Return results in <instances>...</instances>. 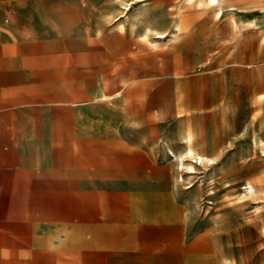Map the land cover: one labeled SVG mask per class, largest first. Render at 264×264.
I'll list each match as a JSON object with an SVG mask.
<instances>
[{"label": "rangeland", "instance_id": "obj_1", "mask_svg": "<svg viewBox=\"0 0 264 264\" xmlns=\"http://www.w3.org/2000/svg\"><path fill=\"white\" fill-rule=\"evenodd\" d=\"M88 18L90 29L58 38L56 55L26 71L23 116L39 122L24 127L39 135L26 145L39 144L48 165L55 140L81 135L110 165L121 135L135 150L120 160L173 188L185 241L201 246L206 264H264V0H120ZM92 35L121 57H81L97 48L83 43ZM125 118L135 120L120 125ZM48 198L31 191L26 206Z\"/></svg>", "mask_w": 264, "mask_h": 264}, {"label": "crops", "instance_id": "obj_2", "mask_svg": "<svg viewBox=\"0 0 264 264\" xmlns=\"http://www.w3.org/2000/svg\"><path fill=\"white\" fill-rule=\"evenodd\" d=\"M119 7L120 0H0V264H206L201 246L194 250V241H185L188 219L175 208L173 188L148 183V172L138 175L134 160H120L121 151L134 152L131 140L118 135L110 142L118 152L110 165L81 135L55 140L48 165L41 164L39 144L26 145L39 138L24 129L39 125L23 116L32 85L26 71L33 76L42 56L56 55L58 38L90 29V14ZM82 40L97 48L81 57H121L102 36ZM127 52L138 57L137 50ZM139 55L147 57L142 49ZM137 106L148 116L147 99ZM31 191L48 201L26 206Z\"/></svg>", "mask_w": 264, "mask_h": 264}, {"label": "bare ground", "instance_id": "obj_3", "mask_svg": "<svg viewBox=\"0 0 264 264\" xmlns=\"http://www.w3.org/2000/svg\"><path fill=\"white\" fill-rule=\"evenodd\" d=\"M157 36H163L162 33H158ZM188 142V141H187ZM190 144V143H189ZM195 150V149H194ZM197 157L201 158L202 156L200 154H198V152H196ZM191 167V166H190ZM249 187L252 189V185L250 184ZM255 190V189H254Z\"/></svg>", "mask_w": 264, "mask_h": 264}]
</instances>
